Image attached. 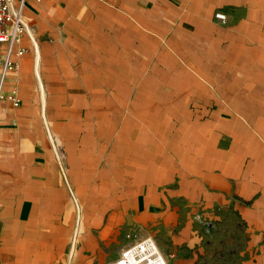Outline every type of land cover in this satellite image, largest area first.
Returning a JSON list of instances; mask_svg holds the SVG:
<instances>
[{"label":"crops","instance_id":"obj_1","mask_svg":"<svg viewBox=\"0 0 264 264\" xmlns=\"http://www.w3.org/2000/svg\"><path fill=\"white\" fill-rule=\"evenodd\" d=\"M42 2L28 1L26 20L33 4ZM124 7L130 14L123 12V20L141 21L133 15L136 7ZM152 7L157 15L153 21L167 22L168 38L174 40V46L183 48L190 65L186 69L203 72L200 84L205 93L186 96V106L175 112L169 130L160 128L159 123L158 135L152 133V138L146 123L130 114L121 126L118 137L122 140L128 139L127 131L133 125L145 126L141 144L129 150L141 151L143 163L155 168L152 174L144 172L151 178L142 185L135 206L127 199L126 168L118 173L125 184L115 192L108 185L107 194L94 192L97 199L104 194L103 201L90 206L79 190L77 171L71 170L65 177L56 159H33L30 154L24 158L21 147L15 146L18 140L21 142V135L10 126L17 125L26 112L9 109L20 108L23 101L19 107L3 101L0 264L63 262L67 250L64 239L69 233L65 236L62 225L48 228V223L50 215L56 213L53 209L63 206L70 190L81 203V220L71 247V256L79 262H112L125 245L141 237L137 230L151 236L169 232L179 223L173 217L172 200L182 196L185 208L199 206L203 225L222 223L228 216L241 220L246 233L244 261L264 264V0H153ZM218 12L226 15L225 23L216 17ZM27 40L31 49L32 41ZM27 55L21 60L20 71L9 76L7 92L18 88ZM193 101L196 105L192 106ZM100 103V113L105 116L104 97ZM103 160L116 162L109 153ZM112 198L118 200L115 207Z\"/></svg>","mask_w":264,"mask_h":264},{"label":"rangeland","instance_id":"obj_2","mask_svg":"<svg viewBox=\"0 0 264 264\" xmlns=\"http://www.w3.org/2000/svg\"><path fill=\"white\" fill-rule=\"evenodd\" d=\"M152 3L153 0H45L34 3L27 12L26 21L41 56L46 104L36 79V48L31 40L18 86L23 104L18 109L9 106L12 112H26L17 125L10 126L21 135V142L18 140L15 146L21 147L24 158L30 154L33 159L58 160L65 177L71 170L77 171L79 190L90 206L103 201L104 194L97 199L94 192L107 194V185L113 186L111 190L115 192L125 184L118 174L125 168L127 199L135 206L142 185L146 186L145 181L151 178L144 172L152 174L155 169L143 163L141 151L129 150L141 144L144 125L132 124L128 139L118 137L129 114L146 123L152 138V133H158L159 123L160 128L169 130L167 126L175 112L184 110L186 96L205 93L200 84L203 72L186 69L190 65L183 48L174 46V40L168 38V23L153 21L157 15ZM130 4L136 7L134 17L141 21L122 19L126 18L124 13L130 14L124 5ZM103 97L105 116L100 113ZM106 153L115 158L114 164L103 160ZM105 170L114 174L107 175ZM112 202V207L118 204L115 198ZM80 207L70 190L63 206L54 208L56 213L50 215L48 228L62 225L65 236L69 233L60 264H92L71 256L74 231L81 220ZM171 208L179 223L169 232L153 237L166 253L175 254L176 264H246V233L241 220L228 216L222 223L203 225L199 206L185 208L182 196L172 200ZM188 218L192 221L186 224ZM137 232L141 237L133 241L149 234Z\"/></svg>","mask_w":264,"mask_h":264},{"label":"built area","instance_id":"obj_3","mask_svg":"<svg viewBox=\"0 0 264 264\" xmlns=\"http://www.w3.org/2000/svg\"><path fill=\"white\" fill-rule=\"evenodd\" d=\"M29 0H0V106L3 101L19 107L22 103L19 89L6 91L8 78L18 73L22 58L29 53L32 40L25 9ZM42 2L43 0H35ZM223 23L227 17L217 13ZM108 264H176L175 254L166 253L151 235L125 245L116 259Z\"/></svg>","mask_w":264,"mask_h":264},{"label":"bare ground","instance_id":"obj_4","mask_svg":"<svg viewBox=\"0 0 264 264\" xmlns=\"http://www.w3.org/2000/svg\"><path fill=\"white\" fill-rule=\"evenodd\" d=\"M30 32H31V35L33 37V40H34V43H35V48H36V59H35V67H34L36 75H37L36 79H38L41 91L43 93L42 100H43L44 105H45L46 104V90H45L44 83L42 81V77H41V74H40L41 56H40V53H39V47H38V43L36 41V38H35L34 34L32 33V31H30ZM45 119H46V122H47L46 116H45Z\"/></svg>","mask_w":264,"mask_h":264}]
</instances>
